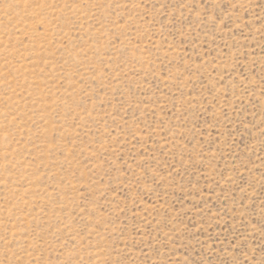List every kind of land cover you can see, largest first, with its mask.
Listing matches in <instances>:
<instances>
[{
  "label": "rangeland",
  "instance_id": "374dc122",
  "mask_svg": "<svg viewBox=\"0 0 264 264\" xmlns=\"http://www.w3.org/2000/svg\"><path fill=\"white\" fill-rule=\"evenodd\" d=\"M262 262L264 0H0V264Z\"/></svg>",
  "mask_w": 264,
  "mask_h": 264
},
{
  "label": "snow or ice",
  "instance_id": "6c2138e0",
  "mask_svg": "<svg viewBox=\"0 0 264 264\" xmlns=\"http://www.w3.org/2000/svg\"><path fill=\"white\" fill-rule=\"evenodd\" d=\"M262 264H264V262H262Z\"/></svg>",
  "mask_w": 264,
  "mask_h": 264
},
{
  "label": "bare ground",
  "instance_id": "6f19581e",
  "mask_svg": "<svg viewBox=\"0 0 264 264\" xmlns=\"http://www.w3.org/2000/svg\"><path fill=\"white\" fill-rule=\"evenodd\" d=\"M128 144V143H127Z\"/></svg>",
  "mask_w": 264,
  "mask_h": 264
}]
</instances>
